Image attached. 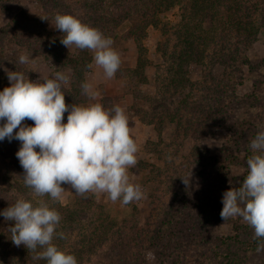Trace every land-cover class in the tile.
<instances>
[{
	"label": "rangeland",
	"instance_id": "rangeland-1",
	"mask_svg": "<svg viewBox=\"0 0 264 264\" xmlns=\"http://www.w3.org/2000/svg\"><path fill=\"white\" fill-rule=\"evenodd\" d=\"M80 3L81 0H6L0 4V91L11 86L8 71L23 72L31 82L37 83L54 79L55 74L61 72L69 76L70 82L71 72L34 52L28 38L33 34L34 40L44 38L45 34L41 32L44 29L48 33L57 31L56 14L82 17L84 12ZM163 19L173 23L178 21L179 8ZM131 27V22L123 23L117 38H111L112 47L121 60L114 78L106 79L103 70L95 66L87 72V83L92 84L100 96L96 100L88 98L81 106L100 103L113 108L118 105L128 117L132 138L138 146V162L128 170L129 179L140 186L143 198L122 205L119 200L111 202L107 194H87L94 196L107 214L120 223L122 231L125 228L128 232L139 233L138 247L128 256L118 258L107 244L89 264H224L226 260L222 253L230 250L236 254L238 262L242 261L240 264H264V238L259 251L258 247L254 250L245 245L222 244V238L232 237L237 232L245 241L252 242L256 238L254 229L242 217L226 221L220 217L223 193L242 185L249 171L247 160L259 154L253 152L250 142L258 132L264 131V28L248 53L249 65L243 68V84L236 89L239 104L232 120L235 129H220L215 135L206 137L201 133L199 136L186 135L167 118L154 116V111L159 108V101L155 98L156 68L162 62L157 52L161 40L159 30L150 28L145 40L150 61L146 73L148 83L138 85L136 78L126 77L121 72L137 65L136 44L129 35ZM74 49L72 46L68 51L73 52ZM21 54L28 55L30 63L20 64ZM90 55L93 57L92 52ZM199 75L197 70H193L191 77L197 80L201 78ZM104 99L109 101L103 104ZM3 123L0 121V126ZM160 126L163 129L161 143ZM238 137L244 139L237 142ZM154 143H160L159 150H153ZM228 145L232 147L230 150H227ZM197 146L204 157L221 159L222 166L209 162L208 176L197 163L188 167L189 157ZM228 151L238 157L237 164L232 165L225 160ZM5 169L6 165L0 158V171ZM191 171L190 183L185 186L181 179ZM61 186L65 189L61 203H71L76 196L74 190L68 184ZM0 187H3L1 181ZM212 251L216 256L211 254Z\"/></svg>",
	"mask_w": 264,
	"mask_h": 264
},
{
	"label": "trees",
	"instance_id": "trees-1",
	"mask_svg": "<svg viewBox=\"0 0 264 264\" xmlns=\"http://www.w3.org/2000/svg\"><path fill=\"white\" fill-rule=\"evenodd\" d=\"M5 1L0 0V4ZM80 4L84 14L77 19L99 30L106 38H117L119 27L125 22L132 23L129 35L136 44L137 65L134 69L121 72L126 77L136 78L138 85L148 83L146 73L150 61L145 44L148 30L154 28L160 31L157 52L162 62L156 68L155 98L159 101V108L154 111L156 118L165 117L183 129L186 135L192 136L201 133L207 137L215 135L220 129H235L232 120L239 104L236 89L243 84V68L249 65L248 53L264 28V0H81ZM175 8H179L178 21H165L164 16ZM41 32L45 34L44 38L34 40L35 34L28 38L34 52L46 60H54L59 68L71 72L69 84L62 85L66 104H85L88 97L82 93L81 85L87 82L86 74L90 70L87 66L93 62L90 51L75 47L73 52H69L60 43L63 39L61 32L48 33L46 29ZM193 70L198 71L200 79H192ZM107 101L104 99L103 104ZM103 107L111 109L109 104ZM67 115L66 112L63 123H67ZM23 124L34 126L31 120H25ZM162 130L160 126V143ZM238 139L237 142H241L244 137ZM160 143H154L153 150H159ZM20 146L15 139L0 141V158L6 165V169L0 171V181L3 182V187H0V212L20 199L30 201L34 206L43 200L61 217L52 243L58 250L74 255L77 264L91 263L92 258L107 244L118 258L128 256L138 247L139 233L128 232L125 228L122 231L120 223L107 214L94 196L76 194L69 204L54 201L47 195L34 196L23 182L24 170L16 157ZM231 148L228 145L227 150ZM201 152L198 146L196 151H192L188 167L197 163L208 176L209 162L222 166L221 159L204 157ZM247 152L250 153L249 150ZM225 160L232 165L238 163V157L232 152L226 155ZM10 226H14L13 222L0 215V264H47L45 259L37 258L42 248L32 252L23 245L17 247L12 243ZM221 241L225 245H245L256 250L262 239L245 241L237 232ZM211 254L216 256L214 251ZM222 254L226 260L224 264L242 262H238L231 250Z\"/></svg>",
	"mask_w": 264,
	"mask_h": 264
},
{
	"label": "clouds",
	"instance_id": "clouds-1",
	"mask_svg": "<svg viewBox=\"0 0 264 264\" xmlns=\"http://www.w3.org/2000/svg\"><path fill=\"white\" fill-rule=\"evenodd\" d=\"M47 20L46 18H41ZM55 29L63 34L60 43L93 53V66L102 69L106 79L114 78L120 68L119 54L113 41L97 29L83 24L72 15L56 14ZM20 64L30 63L26 54L19 56ZM10 87L0 91V141L7 138L20 142L16 153L23 168V182L34 196H49L60 201L68 184L75 194H107V198L122 205L143 198L139 185L130 182L129 169L137 165L138 146L131 135L128 117L120 106L105 109L100 103L88 106L68 105L62 85L69 76L57 72L54 79L43 83L31 82L23 72L8 71ZM82 93L96 100L100 93L90 83H82ZM67 123H63L64 114ZM25 120L34 126L23 124ZM19 129L18 131H14ZM254 154L247 160L248 174L238 188L225 191L220 217L223 221L242 217L254 229V238H264V131L250 142ZM39 149V151H37ZM192 171L182 178L190 183ZM0 215L10 226L12 243L35 252L47 264H77L74 255L66 254L52 243L59 213L40 200L36 206L24 199L17 200ZM63 238V234H60ZM261 250L258 247V251ZM151 255V253H150Z\"/></svg>",
	"mask_w": 264,
	"mask_h": 264
}]
</instances>
